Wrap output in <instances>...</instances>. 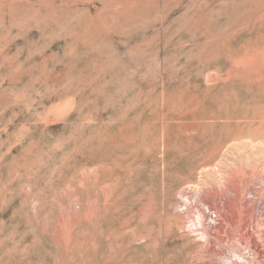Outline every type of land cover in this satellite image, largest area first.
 Listing matches in <instances>:
<instances>
[{
    "label": "rangeland",
    "instance_id": "obj_1",
    "mask_svg": "<svg viewBox=\"0 0 264 264\" xmlns=\"http://www.w3.org/2000/svg\"><path fill=\"white\" fill-rule=\"evenodd\" d=\"M263 9L0 0V264H264Z\"/></svg>",
    "mask_w": 264,
    "mask_h": 264
},
{
    "label": "bare ground",
    "instance_id": "obj_2",
    "mask_svg": "<svg viewBox=\"0 0 264 264\" xmlns=\"http://www.w3.org/2000/svg\"><path fill=\"white\" fill-rule=\"evenodd\" d=\"M219 1H220V0H219ZM233 1H234V0H233ZM259 1H260V0H259ZM237 2H238V0H237ZM248 3H249V2H248ZM229 4H230V3H229ZM246 4H247V3H246ZM237 5H238V4H237ZM226 6H227V5H226ZM231 6H233V3H232ZM255 6H256V4H255ZM227 7H228V6H227ZM233 7H235V6H233ZM236 7H238V6H236ZM243 7H244V6H243ZM204 8H205V7H204ZM204 8H203V9H204ZM222 8H223V7H222ZM224 8H225V7H224ZM238 9H239V8H238ZM257 10H258V9H257ZM239 11H240V9H239ZM262 11L264 12V9L261 10V12H262ZM201 12H202V11H201ZM256 12H257V11H256ZM258 12H259V11H258ZM250 13H251V12H250ZM260 14H261V13H260ZM230 15H231V14H230ZM244 15H245V14H244ZM234 16H235V15H234ZM254 16H258V15H254ZM198 17H199V16H198ZM198 17H197V18H198ZM228 17H229V16H228ZM251 17H252V16H251ZM254 19H255V18H254ZM191 20H192V19H191ZM208 20H209V19H208ZM229 20H230V19H229ZM192 21H193V20H192ZM209 21H210V20H209ZM237 21H238V20H237ZM197 22H198V21H197ZM190 23H191V22H190ZM232 23H234V22H232ZM237 23H238V22H237ZM152 25H153V24H152ZM190 25H191V24H190ZM205 25H206V24H205ZM190 28H192V27H190ZM200 28H202V25H201ZM208 28H209V27H208ZM202 29H203V28H202ZM210 29H211V28H210ZM222 30H223V29H222ZM206 32H207V31H206ZM206 32H204V33L202 32V33L205 34ZM208 33H209V32H208ZM218 33H219V32H217L216 34H218ZM213 36H214V35H213ZM216 36H217V35H216ZM226 41L229 43L228 39H227ZM226 41H225V42H226ZM222 42H224V41H222ZM228 43H227V44H228ZM202 52H204V51H202ZM164 89H165V88H164ZM165 91H166V90H164V92H165ZM188 93H189V92H188ZM185 94H186V93H184V95H185ZM180 106H181V105H180ZM189 106H190V105H189ZM191 106H192V105H191ZM184 108H185V106H184ZM181 109H182V108H181ZM182 110H184V109H182ZM177 111H178V110H177ZM189 111H190V110H189ZM186 112H187V111H186ZM190 113H191V112H190ZM183 114H184V113H183ZM173 115H174V114H173ZM179 115H180V113H179ZM181 115H182V114H181ZM197 115H199V114H197ZM223 117H225V116L223 115ZM230 117H232V115H231ZM233 117H234V116H233ZM172 118H173V117H172ZM210 119H211V118H210ZM223 119H224V118H223ZM226 119H228V118H226ZM245 119H246V118H245ZM169 121H170V120H169ZM200 121H201V120H200ZM165 122H166V121H165ZM196 122H197V121H196ZM189 123H190V122H189ZM207 123H208V122H207ZM199 124H200V123H199ZM201 125H202V124H201ZM210 125H211V124H210ZM207 126H209V125H207ZM221 126H222V125H221ZM236 126H237V125H236ZM236 126H235V127H236ZM203 127H204V126H203ZM203 127H202V129H203ZM240 127H241V126H240ZM163 128H164V126H163ZM183 128H184V127H183ZM191 128H192V127H191ZM206 128H207V127H206ZM173 129H174V128H173ZM173 129H172V130H173ZM211 129H213V128H211ZM239 129H240V128H238V130H239ZM193 130H195V129H193ZM193 130H192V131H193ZM234 130H235V129H234ZM187 131H188V130H187ZM205 131H207V130H205ZM173 132H174V131H173ZM178 132H179V131H178ZM202 132L204 133V131H202ZM238 132H239V131H238ZM174 133H175V132H174ZM179 133H180V132H179ZM164 134H165V133H164ZM164 134H163V135H164ZM194 134H196V133H194ZM173 135H174V134H173ZM180 135H181V134H180ZM204 135H205V134H204ZM183 136H185V135H183ZM195 136H196V135H195ZM197 136H198V133H197ZM197 136H196V137H197ZM165 137H166V136H165ZM188 137H189V136H188ZM196 137H195V138H196ZM163 138H164V137H163ZM192 138H193V135H192ZM197 138H198V137H197ZM186 140H187V139H186ZM163 141H164V140H163ZM199 141H200V139H199ZM213 142H214V141H213ZM201 143H202V142H201ZM205 143H206V142H205ZM215 143H216V142H214V144H215ZM224 143H225V142H224ZM194 144H196V143H194ZM194 144H193V145H194ZM206 144H207V143H206ZM162 145H163V144H162ZM165 145H166V144H165ZM218 145H219V144H218ZM195 146H196V145H195ZM222 146L224 147L223 144H222ZM181 147H182V146H181ZM181 147H180V148H181ZM193 147H194V146H193ZM193 147H192V148H193ZM207 147H208V146H207ZM207 147H205V148H207ZM218 147H220V146H218ZM201 148H202V147H201ZM194 149H195V148H194ZM196 149H197V147H196ZM217 149H218V148H217ZM180 150H181V149H180ZM208 150H209V149H207V151H208ZM221 150H222V149H221ZM204 151H206V150L204 149ZM215 151H218V150H215ZM215 151H214V152H215ZM179 153L181 154V152H179ZM188 153H189V152H188ZM219 153H220V151H219ZM186 154H187V152H186ZM193 154H194V153H193ZM201 154H202V153H201ZM201 154H200V155H201ZM211 156H212V154H211ZM178 157H179V155H178ZM182 157H183V156H182ZM194 157H195V156H194ZM194 157H193V158H194ZM198 157H199V156H198ZM214 157H215V156H213V158H214ZM176 158H177V157H176ZM216 158H217V157H216ZM216 158H215V159H216ZM185 159H186V157H185ZM211 160H212V159H211ZM213 160H214V159H213ZM164 161H165V160H164ZM160 162H161V160H160ZM214 164H215V163H214ZM160 165H161V164H160ZM206 165H207V164H206ZM165 166H166V165H165ZM193 166H194V165H193ZM200 166H201V165H200ZM196 167H197V166H196ZM207 167H208V165H207ZM163 168H166V167L163 166ZM200 168H201V167H200ZM184 169H185V168H184ZM203 170H204V169H203ZM184 171H185V170H184ZM187 172H188V171H187ZM190 172H191V171H190ZM189 174H190V173H189ZM122 175H123V174H122ZM164 176H165V175H164ZM108 179H109V178H108ZM103 181H104V180H103ZM110 181H111V180H110ZM110 181H109V182H110ZM184 181H185V180H184ZM104 182H105V181H104ZM106 182H107V181H106ZM106 182H105V183H106ZM106 184H107V183H106ZM104 188H105V187H104ZM183 198H184V197H183ZM230 198H231V197H230ZM189 204H190V202H189ZM190 205H191V204H190ZM248 206H249V205H248ZM197 208H198V207H197ZM106 210H109V209H106ZM102 211H103V210H102ZM197 211H198V210H197ZM106 212H107V211H106ZM197 215H198L199 218H202L201 215H199V214H197ZM249 217H250V216H249ZM250 219H251V218H250ZM200 220H202V219H200ZM248 220H249V219H248ZM125 224H126V223H125ZM186 225H187V224H186ZM215 229H216V228H215ZM210 230H211V229H210ZM108 232H109V231H108ZM110 232H111V231H110ZM103 233H104V232H103ZM107 234H108V233H107ZM102 236H104V235H102ZM106 236H107V235H106ZM100 237H101V236H100ZM108 237H109V236H108ZM101 238H102V237H101ZM101 240H102V239H101ZM104 241H105V240H104ZM134 244H135V243H134ZM102 245H103V244H102ZM103 246H104V245H103ZM255 246H256V245H255ZM260 247H261V246H260ZM254 249H256V248H254ZM261 250H262V249H261ZM263 251H264V250H263ZM258 253H259V252H258ZM263 254H264V253H263ZM263 258H264V257H263ZM195 259H196V258H195Z\"/></svg>",
    "mask_w": 264,
    "mask_h": 264
}]
</instances>
